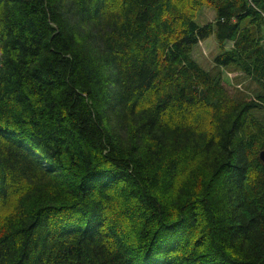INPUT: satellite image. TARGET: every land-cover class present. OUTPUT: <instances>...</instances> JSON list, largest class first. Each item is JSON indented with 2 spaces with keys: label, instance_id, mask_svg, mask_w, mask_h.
<instances>
[{
  "label": "trees",
  "instance_id": "1",
  "mask_svg": "<svg viewBox=\"0 0 264 264\" xmlns=\"http://www.w3.org/2000/svg\"><path fill=\"white\" fill-rule=\"evenodd\" d=\"M263 148L264 0H0V264H264Z\"/></svg>",
  "mask_w": 264,
  "mask_h": 264
},
{
  "label": "rangeland",
  "instance_id": "2",
  "mask_svg": "<svg viewBox=\"0 0 264 264\" xmlns=\"http://www.w3.org/2000/svg\"><path fill=\"white\" fill-rule=\"evenodd\" d=\"M214 18V10L210 7H203L196 12L195 21L198 24H205ZM219 53L218 46L213 38H208L200 41L192 49V58L203 68L210 70L213 67L212 59ZM223 82L225 87L231 92L233 89H238L247 95H255L252 91L254 84L241 73L231 71L230 69L223 70Z\"/></svg>",
  "mask_w": 264,
  "mask_h": 264
},
{
  "label": "snow or ice",
  "instance_id": "3",
  "mask_svg": "<svg viewBox=\"0 0 264 264\" xmlns=\"http://www.w3.org/2000/svg\"><path fill=\"white\" fill-rule=\"evenodd\" d=\"M103 182H104V178H101L100 180L93 182V183L90 185L89 190H92L93 188H95V187H96V184L103 183Z\"/></svg>",
  "mask_w": 264,
  "mask_h": 264
},
{
  "label": "water",
  "instance_id": "4",
  "mask_svg": "<svg viewBox=\"0 0 264 264\" xmlns=\"http://www.w3.org/2000/svg\"><path fill=\"white\" fill-rule=\"evenodd\" d=\"M259 158L262 162H264V148L260 151Z\"/></svg>",
  "mask_w": 264,
  "mask_h": 264
}]
</instances>
